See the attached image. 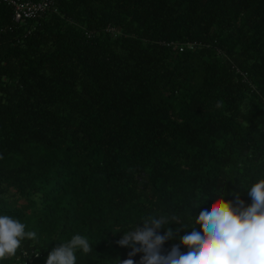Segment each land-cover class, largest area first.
<instances>
[{
    "label": "trees",
    "instance_id": "trees-1",
    "mask_svg": "<svg viewBox=\"0 0 264 264\" xmlns=\"http://www.w3.org/2000/svg\"><path fill=\"white\" fill-rule=\"evenodd\" d=\"M55 2L25 22L0 2V215L37 234L0 264H45L76 234L93 246L76 264H140L117 241L146 216L186 223L223 189L250 204L264 178V0ZM168 227L162 254L191 232Z\"/></svg>",
    "mask_w": 264,
    "mask_h": 264
},
{
    "label": "clouds",
    "instance_id": "clouds-1",
    "mask_svg": "<svg viewBox=\"0 0 264 264\" xmlns=\"http://www.w3.org/2000/svg\"><path fill=\"white\" fill-rule=\"evenodd\" d=\"M13 20L25 22L14 19V9ZM220 106L222 102H218L217 107ZM245 190L251 198L250 204L239 199L234 203L225 199L224 189L215 190L194 203L192 208L201 204L206 207L195 217L191 214L186 223H181L176 214L146 216L141 220L143 227L136 224L122 231L117 243L132 249L129 257L142 252L140 264H264V178ZM236 195L239 197V193ZM172 222L190 228L191 232L180 236L179 244L162 254L164 242L174 237L173 229L168 227ZM161 228L165 229L163 235L158 233ZM36 236L35 231H25V225L18 219L0 215V260L15 256L22 241L35 240ZM181 245L186 251L181 250ZM77 250L88 254L93 246L86 237L73 235L49 252L45 264H76ZM118 264H134V261L128 258L118 260Z\"/></svg>",
    "mask_w": 264,
    "mask_h": 264
},
{
    "label": "built area",
    "instance_id": "built-area-1",
    "mask_svg": "<svg viewBox=\"0 0 264 264\" xmlns=\"http://www.w3.org/2000/svg\"><path fill=\"white\" fill-rule=\"evenodd\" d=\"M14 9V19L26 21L30 18L43 16L54 10L58 11L55 0H0Z\"/></svg>",
    "mask_w": 264,
    "mask_h": 264
}]
</instances>
